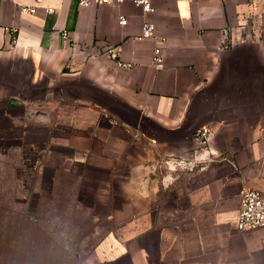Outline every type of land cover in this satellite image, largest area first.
<instances>
[{
	"label": "crops",
	"instance_id": "1",
	"mask_svg": "<svg viewBox=\"0 0 264 264\" xmlns=\"http://www.w3.org/2000/svg\"><path fill=\"white\" fill-rule=\"evenodd\" d=\"M151 2L145 14L136 0H0V163L67 176L110 221L105 261L264 264V226L237 229L242 193H264V35L248 25L252 2ZM206 156L169 200L148 179L160 169L168 181L163 162Z\"/></svg>",
	"mask_w": 264,
	"mask_h": 264
},
{
	"label": "rangeland",
	"instance_id": "2",
	"mask_svg": "<svg viewBox=\"0 0 264 264\" xmlns=\"http://www.w3.org/2000/svg\"><path fill=\"white\" fill-rule=\"evenodd\" d=\"M251 2L254 12L248 25L254 36L264 35V1ZM175 159L172 164L161 163L168 181H162L160 169L148 177L167 200L179 185L189 187L192 175L213 162L209 156ZM5 168L1 162L0 264H131L101 258L97 247L110 221L105 212L90 210L84 196L73 194L67 176L53 180L49 171L42 176L36 169L14 173Z\"/></svg>",
	"mask_w": 264,
	"mask_h": 264
},
{
	"label": "built area",
	"instance_id": "3",
	"mask_svg": "<svg viewBox=\"0 0 264 264\" xmlns=\"http://www.w3.org/2000/svg\"><path fill=\"white\" fill-rule=\"evenodd\" d=\"M37 3H41L42 0H36ZM92 0H82L83 4H89ZM97 4L103 3H118L121 0H93ZM264 1V0H261ZM136 2L143 6L144 13L147 14L154 10L151 0H136ZM22 9L29 13H35L38 10L37 6H22ZM45 11L51 13L53 11L52 7H46ZM120 23L125 25L127 24V19L123 16L120 17ZM155 32V25L151 22H145L143 26V36L150 37L153 36ZM64 36L69 38V32H64ZM111 54L114 58L119 57V49L113 48ZM119 61V65L131 68V62ZM161 58L156 54L154 56V62L159 63ZM202 137L205 140H208L210 135V130L204 128L201 133ZM264 226V193L258 189H246L240 200V210L239 217L237 221V229L239 231H248L258 227Z\"/></svg>",
	"mask_w": 264,
	"mask_h": 264
}]
</instances>
